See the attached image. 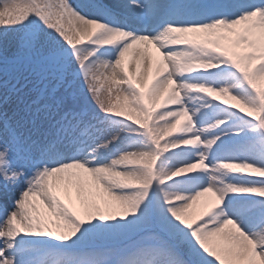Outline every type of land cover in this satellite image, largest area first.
I'll list each match as a JSON object with an SVG mask.
<instances>
[{
	"label": "snow or ice",
	"instance_id": "snow-or-ice-1",
	"mask_svg": "<svg viewBox=\"0 0 264 264\" xmlns=\"http://www.w3.org/2000/svg\"><path fill=\"white\" fill-rule=\"evenodd\" d=\"M0 264H264V0H0Z\"/></svg>",
	"mask_w": 264,
	"mask_h": 264
},
{
	"label": "rangeland",
	"instance_id": "rangeland-1",
	"mask_svg": "<svg viewBox=\"0 0 264 264\" xmlns=\"http://www.w3.org/2000/svg\"><path fill=\"white\" fill-rule=\"evenodd\" d=\"M151 51H152L153 57H155L156 56L155 50L152 49ZM154 72H155V62H153L152 68L146 71V81L151 79Z\"/></svg>",
	"mask_w": 264,
	"mask_h": 264
}]
</instances>
